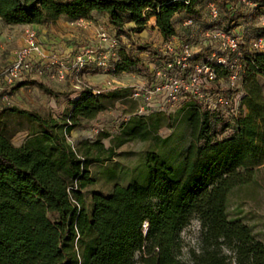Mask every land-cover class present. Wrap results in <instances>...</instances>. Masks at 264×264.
Segmentation results:
<instances>
[{"label": "trees", "instance_id": "1", "mask_svg": "<svg viewBox=\"0 0 264 264\" xmlns=\"http://www.w3.org/2000/svg\"><path fill=\"white\" fill-rule=\"evenodd\" d=\"M230 1L235 11H230L227 0L219 4V23L226 28L233 21L241 24L237 13L247 21L264 15V0H248L255 4L253 9L243 0ZM203 6V0H0V19L8 24L50 25L63 15L92 19L94 12H104L116 37L131 39L132 32H143L154 18L165 42H172L183 33L177 27L178 18L184 22L194 17L198 24L208 25ZM240 6L247 12H240ZM245 35L248 77L234 133L219 138L221 119L200 102L188 100L182 111L192 124L189 145L174 155L170 146L148 150L128 170V183H116L108 194L94 191L89 201L85 189L93 182L90 164L112 160L120 145L136 138L154 136L161 144H170L171 136L158 134L165 114L160 112L153 122L134 120L107 149L108 155L102 156L101 142L95 143L98 154L91 155L89 150L71 146L67 136L84 119L104 110V100L130 97L132 87H86L72 101L66 119L4 104L0 113V264H181L175 259L181 248L179 232L194 214L203 222V255L192 252V264H231L232 257L221 254V236L234 251L236 264H264V240L232 211L234 195L254 187L256 172L264 165V50L248 47L264 38V26H249ZM136 50L153 48L134 41L122 46L119 59L111 62L115 74L140 69ZM25 85L58 96L38 79L19 82L11 92ZM11 115L26 117L38 126L21 145L12 142ZM147 221L150 225L144 233ZM138 251L144 252L139 259Z\"/></svg>", "mask_w": 264, "mask_h": 264}, {"label": "rangeland", "instance_id": "2", "mask_svg": "<svg viewBox=\"0 0 264 264\" xmlns=\"http://www.w3.org/2000/svg\"><path fill=\"white\" fill-rule=\"evenodd\" d=\"M224 0H203V13L205 17L209 16V4L217 3L221 4ZM202 2H200V5ZM248 5V4H247ZM254 6L252 7V9ZM239 11H245L243 6L238 7ZM185 12V11H181ZM247 12V10L245 11ZM239 22L249 26L258 25L264 26V15L259 19L247 21L244 17L237 13ZM152 18L151 20H153ZM89 20V25H84L83 32L87 35L79 44L76 45V49L72 51L75 55L80 47L85 45H99L101 51H106L107 44L111 38L116 37L115 32H112L108 26V16L104 12H94L92 19ZM150 20V21H151ZM149 25L140 37H136L135 32H132L131 39L127 36L119 38L125 44H130L131 41L138 44H148L153 50L149 54L147 51H135L137 57L142 61L140 69L132 68L127 71L120 72L118 74H105L97 72H90L84 75V72H72L67 68V75L65 79L52 78L50 74L45 73L42 76H36L38 80L45 83L52 88L58 96L45 93L38 86L25 87L11 92V88L7 87L5 90L0 91V113L4 104L16 105L23 109H30L38 111L44 115L52 116L57 119H66L69 110L72 108V101L81 95V92L86 87H93L95 89L102 88H115V87H132V84H139V76L141 73L147 71L150 73V68H154L159 56H166L171 54L174 49L168 50V43L165 42L162 34L155 29V27ZM128 26H133L134 23H127ZM87 29H95L94 34L88 33ZM106 33L107 41L101 39V34ZM27 38V34H26ZM25 38V39H26ZM38 39L39 34H38ZM26 44V40H25ZM25 44L20 45L17 36H15V30L11 25L0 19V72L7 69L16 60L19 50H21ZM177 44V43H176ZM122 44V46H124ZM121 49V48H120ZM155 50L160 52L161 55H157ZM169 52H168V51ZM55 52V51H54ZM60 56L62 52L57 51ZM50 54L46 53L45 59L49 58ZM119 57V51L117 52ZM74 57V56H73ZM72 57V58H73ZM69 60V59H68ZM128 75L129 79H124V76ZM34 76V75H33ZM186 101L183 98H179L175 101L168 103L164 110L150 111L147 113H141L138 111V107L132 97H124L119 99H106L104 100L106 107L100 111L99 114L93 119H84L80 125L75 127L71 133L67 136V141L76 149L82 150V152L89 150L91 155H96L99 152V147L95 145L96 142H101L103 147L102 156H107V149L115 144V141L120 140L124 129L134 125V120L139 118H148L149 122H153L162 112L165 115L162 117V127L159 129L158 134L163 138L172 137L170 144L163 145L154 136L144 140L143 138H136L126 141L116 149V155L110 161L103 163L93 162L90 164L91 176L93 182L89 184L86 189V196L88 201L91 198V193L99 191L104 194L111 193L116 183L126 184L130 180L128 170L136 166L141 157L150 149L160 150L161 146H170L171 154L174 155L175 150L180 147L188 146L190 143L192 124L187 119V114L182 111ZM10 131L12 134V142L20 143L24 136L29 133L38 130L36 123H31L26 117L11 115L9 117ZM88 148V149H87ZM173 151V152H172ZM256 183L253 187L244 188L240 190L233 198L232 211L235 214H239L245 218V220L251 224L254 228V232L259 239L264 240V165L256 172ZM144 223L143 230L147 233L148 227ZM183 242L181 241V244ZM143 251L136 253V258L139 259ZM138 264H142L139 262Z\"/></svg>", "mask_w": 264, "mask_h": 264}, {"label": "built area", "instance_id": "3", "mask_svg": "<svg viewBox=\"0 0 264 264\" xmlns=\"http://www.w3.org/2000/svg\"><path fill=\"white\" fill-rule=\"evenodd\" d=\"M253 7L255 4L243 0ZM230 11L235 5L227 0ZM206 26L198 24L194 17H187L184 25L190 27L188 33H181L174 41L167 42L171 54L159 56L154 68L140 74L139 84H132V99L138 111L164 110L166 105L179 98L196 100L223 122L219 138L234 133L236 118L242 112V99L248 77L246 55L243 51L247 27L236 24L226 28L219 23L222 8L217 3L209 4ZM264 20V17H263ZM106 33L101 39L107 41ZM177 43V44H176ZM124 42L114 37L108 42L107 50L101 46L80 47L72 59H65L57 51L45 59L43 44L35 29L27 32L26 44L19 50L16 60L0 72V91L12 88L33 75L50 74L52 78L65 79L67 68L72 72L85 70L97 73L115 74L112 60L119 59L117 52ZM250 50H264V38L249 43ZM167 50V51H168ZM151 54V51H147ZM169 52V51H168Z\"/></svg>", "mask_w": 264, "mask_h": 264}, {"label": "crops", "instance_id": "4", "mask_svg": "<svg viewBox=\"0 0 264 264\" xmlns=\"http://www.w3.org/2000/svg\"><path fill=\"white\" fill-rule=\"evenodd\" d=\"M182 14H177L178 17H181ZM177 27L179 28V32H184L187 29V26L184 25L181 18H178ZM109 21V19H108ZM84 25H89V20L85 18L72 19L66 15L61 16L55 23H51L50 25L44 24H9L15 30V36H17V40L20 45L25 44L26 34L29 30L35 29L38 34L40 41L43 44V50L45 54H52L54 51L62 52V57L65 59H72L74 56L72 51L76 49L75 44H79L80 40H82L85 36H87L83 30ZM109 29L112 32H115V28L110 22H108ZM150 26L155 27L157 31L160 32L159 28L156 26L155 19L150 21ZM88 33L94 34L96 32L95 29H87ZM161 33V32H160ZM143 32L137 33L136 37H140ZM105 46H108V43H105ZM92 72L91 70H85L84 75L86 73ZM99 74V73H96ZM27 79H38L34 76ZM36 87L32 85H25V87ZM23 88V87H21ZM20 88V89H21ZM19 90V89H18ZM29 134L23 137L20 143H15V145H21L28 138Z\"/></svg>", "mask_w": 264, "mask_h": 264}, {"label": "clouds", "instance_id": "5", "mask_svg": "<svg viewBox=\"0 0 264 264\" xmlns=\"http://www.w3.org/2000/svg\"><path fill=\"white\" fill-rule=\"evenodd\" d=\"M203 230V222L197 215H192L188 218L187 223L181 228L179 238L183 242L180 248V254L175 257L181 264H192V252L197 256L203 255L201 232ZM224 237H219L221 242V254L227 257H232L231 264H236L234 251L229 248L224 242Z\"/></svg>", "mask_w": 264, "mask_h": 264}, {"label": "bare ground", "instance_id": "6", "mask_svg": "<svg viewBox=\"0 0 264 264\" xmlns=\"http://www.w3.org/2000/svg\"><path fill=\"white\" fill-rule=\"evenodd\" d=\"M130 77L128 75L124 76V79H129ZM147 226L149 225V221H147Z\"/></svg>", "mask_w": 264, "mask_h": 264}]
</instances>
